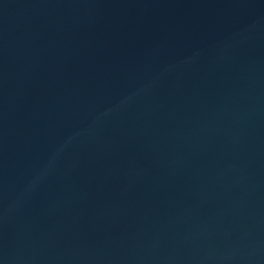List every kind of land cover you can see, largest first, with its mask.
Masks as SVG:
<instances>
[{"label":"water","instance_id":"1","mask_svg":"<svg viewBox=\"0 0 264 264\" xmlns=\"http://www.w3.org/2000/svg\"><path fill=\"white\" fill-rule=\"evenodd\" d=\"M0 264H264V0H0Z\"/></svg>","mask_w":264,"mask_h":264}]
</instances>
